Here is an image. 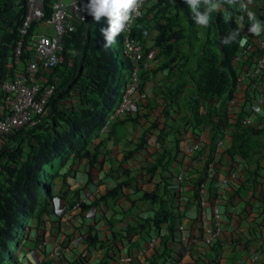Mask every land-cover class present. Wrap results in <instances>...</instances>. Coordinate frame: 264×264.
I'll use <instances>...</instances> for the list:
<instances>
[{
	"label": "crops",
	"instance_id": "obj_1",
	"mask_svg": "<svg viewBox=\"0 0 264 264\" xmlns=\"http://www.w3.org/2000/svg\"><path fill=\"white\" fill-rule=\"evenodd\" d=\"M156 3L157 0H151L149 5L153 7ZM253 3L261 7L264 5V0H253ZM254 13L259 19L258 13ZM143 15L150 21L151 26L155 24L153 18L156 15V8H153L150 14H147L145 10ZM261 21H264V15ZM159 22L164 23L162 19ZM241 33L243 40L250 42H253L256 37L250 34L248 29ZM156 34L157 31L152 29L143 36L144 46L150 50L148 59L151 58L152 53L159 54L154 47ZM154 59L153 68L154 64L160 65L155 57ZM173 65L174 68L170 73L165 68H154L147 74L148 79L143 86L147 93L146 103L154 106L153 112L157 117L164 118L162 123H158V132L152 134L155 135L154 140L148 141L147 131L143 130L145 132L143 146L133 151L128 160L118 169L123 154L139 143L142 134H130L132 130L136 131L130 123L122 124L121 128L111 127V136L114 135L112 138L111 136L105 140L95 138L91 141L89 152L97 154L94 165L89 167L86 159H83L84 161L80 164L83 166L82 172L85 178H80L79 181L86 189H81L79 195L81 198H86L90 193H99L89 202H84V205L87 209L89 205L96 206V214L99 211L100 219L90 221L87 214L89 210H93L95 217L94 208L87 210L81 206L76 212L80 209L86 212L75 218L76 224L61 223L59 228H56L55 223L48 226L50 233L52 229L55 234L47 238L48 233H46L42 239L43 245L36 240V232L35 236H29V252L26 248H21L16 260L17 264H171L168 251L171 236L168 232V224H160L158 228L152 224L151 220L157 205L152 204L148 199H140V195L142 192H153L156 189L166 202L164 209L170 210L177 217L174 231L179 226H183L182 233L186 236L197 235L196 222L201 211L197 201L199 192L197 184L202 181L205 182L202 195L208 202L204 207L207 213L210 212L209 205L212 200L216 196L220 197L222 226L225 233L213 246L200 247L192 254L182 255V263L264 264V155L245 161L238 155L230 157L227 154L235 134L246 129L264 128V118L252 113L257 100L261 97L264 99V75L255 86L248 81L239 84L233 93V105L229 103V99H198L196 92H189V94L185 92L188 85L175 100L164 101L160 91L165 90L173 81L163 83V79L167 78V75L174 76L176 79L181 74V68L178 69L174 63L171 64ZM46 74L50 75L49 73L41 74L42 81H46ZM160 98H163L162 101ZM197 100L199 102H196ZM196 111L201 115L200 125L194 122ZM184 116H187L190 121H184ZM243 116L249 117L251 121L249 127L240 124ZM219 122L224 123L222 127H217L216 123ZM139 126L142 127V124ZM150 126L156 127L157 123L152 122ZM161 129L164 130L163 134L160 133ZM220 137L223 138L221 147L217 145ZM256 140L260 145L262 144L260 147L264 154V137ZM195 144H199L198 151L193 149ZM164 148L170 151L167 156L170 164L164 170L158 166L152 173L150 167L159 158ZM120 149L121 152H119ZM199 154L204 157L201 162L198 161ZM72 161L70 157L67 165L59 171L60 176L65 178H57L53 188L55 194L67 192L66 196H62L66 201H69L73 192L80 188L75 183H80L77 181L79 173H76L74 179L67 175L69 167H73L74 161ZM164 161L165 159L162 163ZM113 163L117 164L116 169L119 174L124 175L125 170L130 171L129 176L134 187L131 186V189L124 193L131 195V201L125 197H118L115 202L109 200L106 203L99 201L93 204L110 188L105 189L102 181L115 171L112 169ZM66 167L67 170H64ZM208 167L209 172L205 174ZM233 172L235 178L230 179L229 175ZM87 174L90 175L89 179ZM177 175L186 177L182 183L183 192L180 194L173 193V189L177 187L175 180ZM224 178L229 179L228 183L221 186L220 182ZM141 179L144 180V190L138 188ZM64 199L63 204H65ZM102 212L105 213L106 219H102ZM57 229L60 230L59 233H56ZM89 234L94 237L92 242L87 240L81 244L71 243L75 236L86 237ZM152 238L156 242L153 248H149L148 242ZM250 251L258 255L256 261L252 260ZM126 259H131L130 263L120 262Z\"/></svg>",
	"mask_w": 264,
	"mask_h": 264
},
{
	"label": "trees",
	"instance_id": "obj_2",
	"mask_svg": "<svg viewBox=\"0 0 264 264\" xmlns=\"http://www.w3.org/2000/svg\"><path fill=\"white\" fill-rule=\"evenodd\" d=\"M19 1L22 4L25 3V0H0V84L6 78L8 59L18 39L17 28L26 12L24 8L21 17L11 13L12 8ZM53 1L42 0L45 20L49 18V5ZM87 2L88 0L84 5ZM153 8H156V15L153 18L155 24L151 26L147 17H143L132 28V36L144 43L143 36L152 29L156 30L154 47L160 49L161 55L169 56L168 62L163 66L167 67L170 73L174 68L171 64L174 63L178 69L180 67V64H177L181 53L178 45L182 41H187L188 47L191 49L192 42L197 39L198 29L183 0H175L173 4L171 0H157ZM181 13L187 18V25L183 23ZM86 15L84 30L81 28L83 23L75 24V31H69L63 39L62 56L67 49L78 51L79 59L76 60V66L71 73L67 74L64 70L65 67L63 68L60 62L52 69L50 75H45L46 81H44L43 87L52 81H62L59 82L60 89L58 87L47 102V118L35 128L19 129L12 132L0 147V170L6 174L5 180L0 182V264H5L7 260H13L14 264H17L13 251V247L17 245L16 238L19 235H22L23 238L29 221L34 219L36 225H40L43 224L42 215L51 216L52 214L53 184L50 181L55 177L52 176L46 180L47 174L44 167L51 166L54 160L67 156L68 153H73L74 157L86 158L89 167L94 165L97 154H91L85 150L83 145L89 134L101 128L106 113L114 108L120 90L127 81V77L122 74L126 73L128 76L131 70L129 60L124 58L121 52L122 34L116 39L115 51L111 50V47H103L106 40L102 29L108 27L107 19L102 18L97 23L90 15ZM160 19L164 23H160ZM5 25H8V31L4 30ZM34 25L31 26L24 42L22 65L18 68L21 71L28 60L30 52L28 41L33 35ZM237 27L238 24L233 18L225 23L224 11L219 10L211 14L209 26L203 28L206 36L213 33L219 50L218 52L210 50L200 54L201 56L194 67L190 68L193 74L189 81L193 83L198 99L228 100L232 98L236 87V75L232 68V60L238 51L239 43L225 46L221 41L229 30ZM241 38L242 34L240 33L239 39ZM71 43H73L74 49L71 47ZM188 61V57H185V62L181 65L182 69L188 67ZM67 69L69 70V68ZM77 70L78 72H76ZM183 75V70H181L180 76L171 82L165 90L160 91L164 101L166 99L175 100L176 96L184 90L186 80L182 77ZM147 79L148 77L142 79L141 87ZM73 89L77 92L78 107L67 110L64 109V106L63 109L59 108L60 101L64 97H70V92ZM4 98V95L0 93V100ZM2 106L0 101V108ZM195 113L194 122L196 125H200L201 115L197 111ZM223 124L222 122L216 123L217 127H222ZM163 132L164 130L161 129L160 133L163 134ZM260 137H264V128L242 130L233 136V142L227 154L230 157L238 155L245 161L256 156H263L260 147L262 144L260 145L256 140ZM9 142L13 143V147L8 146ZM144 142L145 137L141 136L139 143L123 154L119 166L121 167L128 160L133 151L141 148ZM169 154L170 151L168 152L164 148L159 158L150 167L152 173L158 166L164 170L170 164L169 157H167ZM164 159L165 161L162 163ZM2 163L5 165L7 163V165L4 166ZM129 172V170H125V180L116 182L93 204L99 201L106 203L109 200L115 202L118 197H125L131 201V195L124 193V189L134 187ZM89 177L90 175L87 174L88 179ZM140 199H148L152 204L157 205L151 220L152 224L158 228L160 224L167 223L169 235L174 236L177 217L170 210L164 209L166 202L163 200V196H160L155 189L153 192H142ZM86 207V205H82L83 209ZM93 238L89 234L85 237V241L92 242Z\"/></svg>",
	"mask_w": 264,
	"mask_h": 264
},
{
	"label": "built area",
	"instance_id": "obj_3",
	"mask_svg": "<svg viewBox=\"0 0 264 264\" xmlns=\"http://www.w3.org/2000/svg\"><path fill=\"white\" fill-rule=\"evenodd\" d=\"M86 1L54 0L49 5V18L44 20L42 0H25V16L17 28L18 39L8 59L6 78L0 84V93L5 97L1 99L3 106L0 108V147L12 132L19 129L30 130L44 121L47 102L54 94L57 84L49 83L46 87H43L40 76L44 73H50L60 63L64 48V37L69 31H75V24H82L86 20L85 11H80ZM146 1L148 0H144L139 9L140 14L138 16L134 15L129 29L122 33L123 52L129 59L131 72L121 93L119 103L109 116L108 122L134 115L140 110L147 98L146 91L141 88V72L149 70L150 65L144 61L142 44L131 36L132 25L141 16ZM33 24L40 26L41 29L33 32L30 41H28L30 52L25 67L21 71L18 68L22 65L24 42ZM8 29V25H5L4 30L8 31ZM253 46L244 41L243 44H240L234 56L233 68L236 72L238 84L248 81L255 86L262 79L264 72V37H257ZM254 50L258 53L252 57L251 53ZM253 112L260 117H264V99L262 97L257 100ZM243 124H250V120L244 118ZM221 143L220 141L218 145H222ZM197 148L198 146H195V149ZM229 178L234 179L235 173H231ZM176 180L178 187L175 191L182 193V183L186 180V177L178 175ZM228 180L222 179L220 185H227ZM204 188V184H201L199 191L201 211L197 218L198 234L189 237L180 232L172 238L173 253H170V255L175 258L172 264H183L178 255L176 256L180 250L185 254H192L200 247L213 246L224 236L220 197L216 196L212 200L210 212L207 213L204 209L207 200L202 195ZM183 230L184 227L179 226L178 231ZM79 242V238L72 240L73 244ZM154 244V239L148 242L150 248H153ZM250 253L252 254V260L256 261L258 259L257 254L252 251ZM125 261H129V259ZM120 262L124 261L120 260Z\"/></svg>",
	"mask_w": 264,
	"mask_h": 264
},
{
	"label": "rangeland",
	"instance_id": "obj_4",
	"mask_svg": "<svg viewBox=\"0 0 264 264\" xmlns=\"http://www.w3.org/2000/svg\"><path fill=\"white\" fill-rule=\"evenodd\" d=\"M173 1H175V0H171L172 4L174 3ZM258 5H255L253 3V0H252V3L249 5V10L257 12L258 16H259L258 20L261 21L263 19V15H264V5H262L261 7H257ZM24 8H25V3L22 4V2L19 1L12 8V12L11 13L21 17V13H22V10ZM152 9H153L152 5L151 4L148 5L147 8H146V10H147L146 13L150 14L152 12ZM225 9H228V11L232 12V17L235 18L237 23L239 21V17L241 15L244 16V22H243V26L241 28L243 33L250 27V22L248 21V18H247V15H246L245 12L239 10L238 8H236V9L229 8L227 5H223L220 10L224 11ZM85 14H87V13L85 12ZM181 15H182L183 23L185 25H187V18L184 16V14L181 13ZM85 23L86 22H84L82 24V26H81V28L83 30H84V27H85ZM40 29H41L40 26L34 25V28L32 29V32H37V30H40ZM197 29H198V31L196 32V36H197L196 38L197 39L192 42L193 46L191 47V49L188 47L189 45H188L187 41H182L178 45L181 53H180V58L177 61L178 62L177 64H183V60L185 59V57H188V59H189L188 67L187 68H183V73H184L183 78L186 80L187 85L189 86V87L186 88V90H187L186 93L187 94H189V92H194L193 90H195L194 87H193V83L191 81H189L191 74H193V72L190 71L191 70L190 68L194 67V64L197 62L198 58L201 56L200 54L205 53V52H209L210 50H214L216 52H218V50H219L218 47H217V42H215L213 37H212L213 33H211L210 35L206 36L204 34V32H203L204 31L203 28L197 26ZM262 34H264V33H262ZM115 46H117V43H115L114 45L111 46V50L115 51L114 50ZM71 47L74 49L73 43H71ZM155 48H157V47H155ZM157 50L159 51V54H153L152 53L151 56H150L151 58H149L150 62H151V68H153L152 61H155V59H154V57H155L157 59V61L160 62L159 63L160 65H155L154 64V68L158 69L159 67H161V68H165L167 70L168 68L163 66V64H166L168 62L167 60L169 59V56H165L163 54L161 55L160 54V49L157 48ZM149 51L150 50H148V49L145 50V56H148V52ZM77 52L78 51L68 50L67 49V50H65V52H64V54L62 56V61H61L62 64H61V66L63 68L65 67L64 70L66 71L67 74L71 73L72 69L77 64L76 60L79 59V56L77 55ZM65 58H67V59H65ZM67 68H69V70ZM154 68L151 69V70H154ZM76 72H78V70ZM122 76L127 77V74L123 73ZM163 80H164L163 83H165V82L168 83V82L174 81L175 77L171 76V75H167V78L165 77V79H163ZM59 82H62V81L57 80L58 87L60 89L61 84L59 85ZM69 96L70 97H64L60 101V104L58 105L59 108L63 109V106H64V109L67 110V109H70V108H76V106L78 107L79 102H78V96H77L76 90L73 89L70 92ZM160 100L162 101L161 98H160ZM153 109H154V106H151L150 104L145 103V105L143 106L142 110L139 113H136V115H133V117H130L126 121H124V123L132 124V126H133L132 128L136 129V131L132 130L130 132V134L136 133V134H142V136H144L145 132L143 130H146L147 131L146 135L148 137V141H150V140L153 141L154 140V136L155 135H152V134L158 132V123H162L164 118H162V117L160 118V116L157 117V115L153 112L154 111ZM47 115H48V111H47V109H45L44 121H45V118H47ZM192 119H193V117H192ZM183 120L186 121V122L190 121V119L187 116L186 117L184 116ZM152 122L154 124L157 123V126L156 127L155 126L151 127L150 124ZM122 124L123 123H121V122H116V123H114L111 126L113 128H116V127L117 128H121L120 126ZM139 124H142V127L139 126ZM64 128H65V126H64ZM110 136H111V132H109L108 134H105V133H101V132L98 131V133L89 134L87 138H88L89 141H91V140H93L95 138H98L100 140H103V139L105 140V139L109 138ZM113 136L114 135H112L111 138ZM162 138H164V136H162ZM10 145H11V147H13V143L12 142H9L8 146H10ZM90 145H91V142L88 144V148H90ZM119 152H121V149L119 150ZM75 161H77V163H75ZM82 161H84V160L83 159L80 160V159H76V158L74 159L73 167H70L69 173L67 174L70 178L74 179L75 176H76V173H79L78 177H77V181H79L80 178H85L84 174L82 172L83 166L80 165ZM58 163H59V160L58 161L56 160L53 163V167L52 166L44 167L45 173L47 174L46 177H45L46 180H48L52 176L55 177V176L58 175V172L62 168V166L58 165ZM2 164H4V163H2ZM6 165H7V163H6ZM6 165L4 164V166H6ZM116 168H117V164L113 163L112 169L115 170V171L111 172L110 176L107 179L102 181L103 184L106 187L105 189H107L108 187L114 186L115 183L118 182V181L125 180L124 175L118 173V169L121 168V167L119 166L118 169H116ZM64 170H67V167L64 168ZM131 171H133V170H131ZM3 172L0 170V182L4 181L5 178H6V174H4ZM133 175L137 176L138 174H133ZM60 177H63V179L65 178V176H60V175L57 178L59 179ZM54 181L55 180L53 178V179H51L50 183L53 184ZM63 182L65 183V181H63ZM74 182H75V180H74ZM75 183L78 186H80V188L77 189L75 192H73V194L70 197L69 201H66V199H64L62 197V196H66L67 192H60V194H55L54 193V196H57L59 198L57 214L52 215L50 217V219L48 218V216L46 217L45 215H42L41 218H42L43 224H40V225H36V222H35L34 219L29 221L28 225L25 228L23 238H22V235H19V237L16 238L17 245L15 247H13V251H14V254H15L16 258L18 257V254L21 251V248L22 249L23 248L29 249V244H30L29 243V236H31V235H32V237L35 236V232L36 231L39 232V235L36 236L37 240L44 239V236H45L46 233H48L47 234V238H51L52 237L51 234L54 235L55 231H53L51 229V233H50V230L47 229L50 224L55 223L57 225L56 228H59L60 227L59 224H61V223H69V225H74V224H76L75 218L76 217H80L82 215V213L86 212V211H84L82 209H80L79 212H76V210L72 209V207L79 200H82L83 202H89L90 200H92V198L94 196H97L99 193L98 192L97 193H93V194L90 193L86 198H81L80 195H79V191L81 189L84 190L86 188H85V186L82 185L81 182L80 183L75 182ZM139 184L140 185L138 186V188L140 190H144L145 189L144 188L145 184H144V180L143 179L140 180ZM54 187H55V185H54ZM127 190H129V188L124 189L125 192ZM63 199L65 201V204H63ZM87 205H89V203H87ZM93 208H94L95 214H96V206L89 205V207H88V209H93ZM98 212L99 211H97V214L94 217L93 216V210H89L88 211L87 216L89 217V219H91L90 221L94 222V221L100 219V217L98 215ZM102 214H103L102 219H106V216H104L105 213L102 212ZM75 228L77 229L78 227L76 226ZM59 232H60V230L57 229L56 233H59ZM25 237H27V239H25ZM20 246H21V248H20ZM5 264H14V261L13 260H7L5 262Z\"/></svg>",
	"mask_w": 264,
	"mask_h": 264
},
{
	"label": "clouds",
	"instance_id": "obj_5",
	"mask_svg": "<svg viewBox=\"0 0 264 264\" xmlns=\"http://www.w3.org/2000/svg\"><path fill=\"white\" fill-rule=\"evenodd\" d=\"M143 2H144V0H88V2L85 5L83 4V7H82V9H80V11L81 10L82 11H85L97 23L100 22L102 18H106L107 19L108 27L106 29H102V33H103V35L105 37V40H106V43L104 44L103 47L108 48V47H111L112 45H114L116 43V39H117L118 36H120L123 32H125V31H127L129 29V27H130V25H131V23L133 21L134 15L135 16H138L140 14L139 9L141 8ZM150 2H151V0L146 1L145 6L143 7V9L141 11V16L134 21V23L132 25V28L134 27V25L136 24V22L138 20H140L143 17H145V15H143V13L145 12V10H146V8H147V6L149 5ZM183 2H184V4L187 5V7H188V9H189V11L191 13V19L195 22V25H197V26H199L201 28H207L209 26L210 21H211V14L213 12H217V11H219L222 8L223 5H227L229 8H232V9L238 8L239 10H241V11H243V12L246 13L247 18H248V21L250 22V27L248 28V32L250 34H252L253 36H256L255 39L257 37H261V38L264 37V35L261 36V34L264 33V21L258 20L257 17L255 16V13L249 10V5L252 3V0H183ZM232 18H233L232 17V12L231 11H228V9H225L224 10V21H225V23H228L230 20H232ZM243 22H244V16L241 15L239 17L238 23L236 22L238 24V27L235 28V29L229 30L228 33H227V35L222 39L221 43L223 45L229 46V45H231L233 43H239V46H240V44H243L244 41L247 42V43H249V44H252V46L254 45L255 39H254L253 42H250L248 40H243V37L241 39H239L240 33L242 31L241 28L243 26ZM131 36H132V33H131ZM212 37L214 39V36H212ZM122 38H123V34H122ZM141 44L143 46L144 61L146 63H149V65H150L149 70L142 71L141 72V84H142V79L148 77L147 74L150 73V72H152V70H151L152 68H151V62H150V60L147 58V56H145V46H144V43H141ZM253 47L255 48V46H253ZM121 52H122L123 57L124 58H127L125 56L124 52H123V47H122V51ZM257 53L258 52L256 50H254L251 53V56L253 57ZM233 59H234V57H233ZM146 60H148V61H146ZM61 61H62V54H61ZM181 65L182 64H180L179 69L181 68ZM232 68H233V60H232ZM181 70H183V69L181 68ZM233 71L235 72L234 68H233ZM130 72H131V70H130ZM130 72L128 73L127 81H128L129 76H130ZM49 74H51V72ZM235 75H236V72H235ZM263 75H264V72H263ZM262 78H263V76H262ZM235 81H236V87L239 84L242 83V82L239 83V84L237 83V77H236V80ZM51 83H56L57 84V81H52ZM250 83H252V82H250ZM43 84H44V81H43ZM125 85H126V83H125ZM125 85L120 90L119 98H118V101L115 104L114 108L110 112L106 113V117L104 119V122H103L101 128L98 130L99 132L108 134L109 132H111V127H112L111 125H113L116 122H121V123L124 124V121H126L130 117H133V115H131V116H128L127 118H124V119H115L113 121L108 122L109 116L111 115V113L113 112V110L116 108V106L119 103L120 96H121V93H122ZM186 85H187V82H185V86ZM143 86L141 87L142 89H144ZM57 88H58V84H57ZM193 91L197 93L196 90H193ZM185 92H187L186 88H185ZM146 101H147V98H146ZM146 101H145V103H146ZM231 101H233V103H231ZM145 103L143 104V106L145 105ZM229 103L231 105L234 104L233 96H232V98L229 99ZM143 106L140 108V110L137 111V113H139L142 110ZM257 111H259V109H257ZM252 113L255 114V112H253V110H252ZM194 114H195V112H194ZM134 115H136V113ZM246 115L247 114H245V116ZM255 115L257 117H260L257 114H255ZM245 116H243L241 118L240 124L242 126L249 127L250 124H248V125H244L243 124L244 118H248L249 119L248 116L247 117H245ZM260 118H264V117H260ZM250 123H251V121H250ZM98 131H95L93 133H98ZM91 141H89L88 138H87L86 143L83 145L85 147V150L89 151L88 144ZM220 141L222 142L221 144L223 145V138H221V137L219 138V140L217 142V145H218V143ZM222 145H220V146L218 145V146L221 147ZM195 146H198V148L195 149ZM193 149H194V151H198L199 150V144H195ZM82 153H83V151H82ZM70 157L72 158L73 161H74L75 158L76 159H80V160L81 159H86V158L74 157V154L73 153H68L67 156L65 155L64 157H61L60 159H57V161L59 160L58 165H61L62 168H63L64 166L67 165V161L69 160ZM202 157L203 156H201L199 154V156H198V161L199 162H201L203 160L204 157L203 158ZM54 161H56V160H54ZM54 161L52 162V165H51L52 167H53ZM87 164H88V161H87ZM69 169H70V167H69ZM203 172H204V170H203ZM208 172H209V167L205 170V174H208ZM59 175L60 174L58 172V175L55 176L54 180H56ZM177 176H175V180H176V177ZM54 182H53V188H54V185H55ZM176 182H177V180H176ZM201 184H204V186H205V182L202 181V182H199L197 184L199 191H200V188H201ZM177 187H178V183H177ZM176 188L173 189V191H174L173 193L174 194H180V193H177L175 191ZM199 193L200 192H198V196H197L198 197V199H197L198 203H199ZM58 202H59V198L57 196H54V191H53V195H52V199H51V211H52L51 216L57 214ZM83 204H84V202L82 200H79L72 207V209L77 210ZM51 216L49 215L48 218L51 217ZM196 224H197V222H196ZM178 228L175 230L174 236H176L180 232H181V234H183L182 231H178ZM37 232L38 231H36V236H37ZM38 235H39V233H38ZM174 236L170 237V243H169L170 244V247L168 248V251H169V262L171 264H172V261H174L173 259H175L174 257H171V255H170V253H173L172 246H171V240H172V238H174ZM194 236L195 235H192V236H189V237H194ZM74 238H79L80 239V242L78 244L85 243V237H83L81 235L80 236H75ZM25 239H27V237H25ZM152 239H154V238H152ZM37 241H40L42 245L44 243L42 239L41 240H37ZM71 243H72V241H71ZM20 248H21V246H20ZM27 251L29 252L28 249H27ZM23 254L26 255V253H24V252H23ZM184 254L185 253L184 252H181V250H180V252H177L176 256L178 255L179 259H181V256L184 255ZM123 261L126 262V263H130L131 259H129V261H125V260H123Z\"/></svg>",
	"mask_w": 264,
	"mask_h": 264
}]
</instances>
